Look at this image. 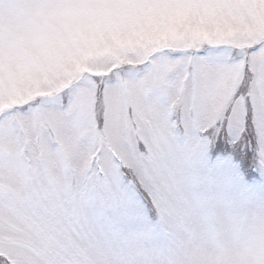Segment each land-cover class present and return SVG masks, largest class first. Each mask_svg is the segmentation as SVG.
<instances>
[{
  "label": "snow or ice",
  "instance_id": "6c2138e0",
  "mask_svg": "<svg viewBox=\"0 0 264 264\" xmlns=\"http://www.w3.org/2000/svg\"><path fill=\"white\" fill-rule=\"evenodd\" d=\"M258 52L228 55L244 60L228 97L204 78L225 54L200 48L0 110V264H170L191 226L245 216L264 195Z\"/></svg>",
  "mask_w": 264,
  "mask_h": 264
},
{
  "label": "rangeland",
  "instance_id": "374dc122",
  "mask_svg": "<svg viewBox=\"0 0 264 264\" xmlns=\"http://www.w3.org/2000/svg\"><path fill=\"white\" fill-rule=\"evenodd\" d=\"M262 42L264 0H0V110L154 54L200 48L225 54L204 78L228 97L244 73V60L228 55ZM254 59L264 64V52ZM157 67L166 74L182 65ZM148 216L158 219L155 209ZM170 264H264V195L255 194L238 220L191 226Z\"/></svg>",
  "mask_w": 264,
  "mask_h": 264
},
{
  "label": "trees",
  "instance_id": "16d2710c",
  "mask_svg": "<svg viewBox=\"0 0 264 264\" xmlns=\"http://www.w3.org/2000/svg\"><path fill=\"white\" fill-rule=\"evenodd\" d=\"M213 157H215V156H213ZM254 176H256V175H254ZM248 177H249V176H248ZM248 177H246V179H247Z\"/></svg>",
  "mask_w": 264,
  "mask_h": 264
}]
</instances>
